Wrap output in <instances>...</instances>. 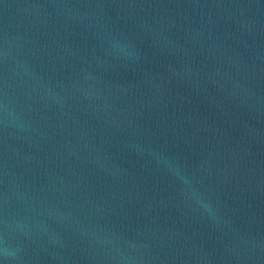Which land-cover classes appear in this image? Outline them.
Here are the masks:
<instances>
[{
	"label": "water",
	"instance_id": "obj_1",
	"mask_svg": "<svg viewBox=\"0 0 264 264\" xmlns=\"http://www.w3.org/2000/svg\"><path fill=\"white\" fill-rule=\"evenodd\" d=\"M0 264H264V0H0Z\"/></svg>",
	"mask_w": 264,
	"mask_h": 264
}]
</instances>
